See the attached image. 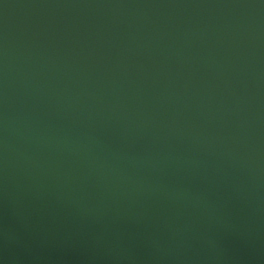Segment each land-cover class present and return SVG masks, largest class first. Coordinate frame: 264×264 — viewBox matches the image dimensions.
<instances>
[{"label": "water", "instance_id": "1", "mask_svg": "<svg viewBox=\"0 0 264 264\" xmlns=\"http://www.w3.org/2000/svg\"><path fill=\"white\" fill-rule=\"evenodd\" d=\"M0 264H264V0H0Z\"/></svg>", "mask_w": 264, "mask_h": 264}]
</instances>
